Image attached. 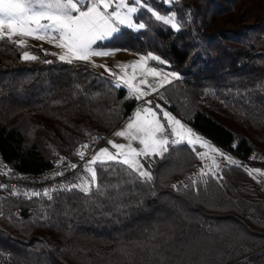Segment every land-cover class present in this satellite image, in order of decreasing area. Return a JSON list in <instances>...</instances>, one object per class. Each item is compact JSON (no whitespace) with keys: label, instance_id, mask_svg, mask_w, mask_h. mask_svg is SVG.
Returning <instances> with one entry per match:
<instances>
[{"label":"trees","instance_id":"1","mask_svg":"<svg viewBox=\"0 0 264 264\" xmlns=\"http://www.w3.org/2000/svg\"><path fill=\"white\" fill-rule=\"evenodd\" d=\"M145 1L172 13L179 29L140 9L144 29L121 28L101 46L160 57L166 63L155 65L179 76L161 103L223 148L238 136L231 151L240 160H264V0ZM25 51L38 59L23 60ZM45 53L0 40V150L15 174L38 177L60 158L75 161L139 102L92 65ZM197 153L182 143L144 159L150 182L98 164L104 195L8 192L0 264H264V184L235 164L201 179Z\"/></svg>","mask_w":264,"mask_h":264},{"label":"snow or ice","instance_id":"2","mask_svg":"<svg viewBox=\"0 0 264 264\" xmlns=\"http://www.w3.org/2000/svg\"><path fill=\"white\" fill-rule=\"evenodd\" d=\"M143 8H147L156 20L163 21L174 29H179L174 15L161 16L148 7L144 0H0V40L7 39L21 47L27 46L26 38L47 41L61 50L60 53H51L58 55L59 60L67 63H72L75 60L88 62L92 57H104L111 54L107 51L96 50L94 45L99 41L111 38L121 30L122 26L137 30L144 29V23L133 22V14ZM16 37L19 39H14ZM21 58L25 61L38 59L27 51L23 52ZM149 59L161 64L166 63L160 57L149 53L148 56H142L130 65L120 66L123 75L113 73L107 68L105 70L109 71L117 81H122L124 86L129 89L130 94L135 95V98L139 100L149 94L144 91L142 86H148L152 91L157 90L149 84L147 77L159 78L160 87H163L165 83H171L169 76L179 79L176 73H162L156 68L147 67ZM45 62L51 63V61ZM100 67L105 66L100 65ZM129 67L132 69L131 74L126 71ZM137 69H139V75L142 78L138 83H134L137 80ZM116 86L120 87V84L117 83ZM148 103L150 104L151 101ZM156 108L158 109L160 106L156 105ZM163 121H166V124L162 122L161 117L152 107L138 109L129 118L125 128L114 133L116 137L124 138L127 143H116L109 140L108 144L116 151L112 152L108 147L100 148L83 165V170L88 175L78 177V183L60 185V190L77 189L85 195H90L95 189L99 195H104L99 184L96 165H104L109 162L126 166V170H130L129 175L135 173L134 179L136 180L150 182L153 179L152 173L145 168L139 158L153 156L163 158L170 146L185 142L188 145L198 143L200 147L207 149L197 155L201 159L205 157L211 159L212 166L215 168H219V165L215 156L211 155L212 153L223 156L230 164L239 166L238 161L187 128L171 113L163 111ZM133 142H137L140 147H133ZM88 148V144H83L75 154L84 160ZM63 160L64 158H61V162ZM67 167L70 170H75L77 165L69 163ZM245 170L253 179H257V176L264 177V170L247 167ZM63 174V172L55 173L56 176ZM207 175L208 172L201 169V179ZM192 183L195 184L196 181L193 180ZM4 187L6 186L0 185V188ZM172 187L176 188L177 186L172 185ZM56 190L45 189L43 195L51 200L50 192ZM11 194L16 195L17 192L13 191ZM24 195L37 197L41 193L31 192L29 194L25 192Z\"/></svg>","mask_w":264,"mask_h":264},{"label":"rangeland","instance_id":"3","mask_svg":"<svg viewBox=\"0 0 264 264\" xmlns=\"http://www.w3.org/2000/svg\"><path fill=\"white\" fill-rule=\"evenodd\" d=\"M166 5H169V4H171V2L173 1V0H162ZM144 2L146 3V1L144 0ZM147 4V3H146ZM147 6L148 7H150L154 12H156V13H158L159 15H161V16H173V14L172 13H159V12H157L156 10H154L149 4H147ZM143 9H146L147 10V8H143ZM147 12H149L148 10H147ZM150 14H151V16L153 17V18H155L153 15H152V13L150 12ZM136 15H137V13H135V14H133V22L134 23H143V21L141 20V19H136ZM252 19H246V20H243V22L244 23H249L250 21H251ZM163 22V21H162ZM168 25V24H167ZM168 26H170V25H168ZM227 26H229V25H227ZM171 27V26H170ZM121 28H127V27H121ZM172 28V27H171ZM128 29H130V28H128ZM174 29V28H173ZM130 30H133V31H137V29H130ZM14 39H19V37H16V38H14ZM26 40H27V46L26 47H24V48H27L28 46H31V47H39L40 49H42L43 51H45L46 53H60L61 52V50L60 49H58V48H56V47H53V46H50V44L47 42V41H40V40H36V39H32V38H26ZM105 41V40H104ZM104 41H99V42H97V44L96 45H94V48L96 49V48H102V49H104V50H108V49H106V48H104V47H102L101 46V43H103ZM27 52H29V51H27ZM30 54H31V52H29ZM32 55V54H31ZM153 55V54H152ZM58 60H59V58H58V55H54ZM148 56V55H147ZM155 56V55H154ZM138 60H139V58H138ZM137 61V60H136ZM73 62H76V63H87V62H85V61H79V60H75V61H73ZM134 61H132V60H128V61H122V60H116V63H117V65H118V67H120V66H123V65H130V64H132ZM159 62L158 61H155V60H151V59H149L148 61H147V67H150V68H153V67H158L157 65H155V64H158ZM161 68H163L164 69V67H161ZM157 69V68H156ZM168 69V68H167ZM158 70V69H157ZM165 71H167V72H169V73H175V72H173V71H170L169 69L168 70H166V69H164ZM130 71H131V73H132V70H131V68H130ZM159 71V70H158ZM130 73V74H131ZM136 73H137V80L136 81H134V83H138V81H139V79H141L142 77L139 75V69H137L136 70ZM147 79H148V81H149V84H151L152 86H154L156 89H160L161 87L159 86V78H153V77H151V76H149V77H147ZM176 80V79H173L172 77H169V80ZM143 87V89H144V91L145 92H147V93H149V94H153V93H155V92H159V90H157V91H152V89L150 88V87H148V86H142ZM148 94V95H149ZM147 96V95H146ZM146 96H144V97H142V98H145ZM162 95L159 93V102L160 103H154V102H152L151 100H145L144 102H142V103H139V105H137V108H135L134 110H133V112L131 113V116H129V117H125L124 118V120L108 135V136H106V138H105V140H104V142H102L100 145H98L94 150H93V152L91 153V155L89 156V158L88 159H90V157L95 153V152H97V151H99V149L100 148H104V147H108L109 148V150L110 151H112V152H115L116 150L115 149H113V148H111V146L108 144V141L109 140H113L114 142H116V143H127V141L124 139V138H120V137H116L115 135H114V133L116 132V131H119V130H123L124 128H125V126H126V124L128 123V121H129V118L130 117H132L133 116V114H134V112H136L138 109H141V108H144V107H152V108H154L156 111H157V113H158V115L161 117V120H162V122H164L165 124H166V121H163V111H167V112H169V113H171V115H173V116H175L177 119H179L180 121H181V123L182 124H184L187 128H190L194 133H196L197 135H199V136H201L202 138H204L205 140H207V141H209L213 146H215L217 149H219L221 152H223V153H225V154H227L228 156H230V157H232L234 160H236V161H238L239 162V165H241V166H243L244 168H257V169H261V170H264V160L263 159H256V158H252L251 160H240L232 151H231V149H233V148H235L236 147V145L239 143V137L238 136H235L234 137V139H233V141H232V143L230 144V148H223V147H221V146H219L218 144H216L213 140H211L210 138H208L207 136H203L199 131H197L196 129H192L185 121H183L182 119H180L179 117H177L176 116V114L175 113H172V112H170L169 110H171L170 108H169V106L168 105H166V104H164V103H161L162 102V97H161ZM148 101H151V103L149 104L148 103ZM156 105H159L160 106V108H156ZM169 109V110H168ZM186 143V142H185ZM187 144V143H186ZM191 147H196L197 148V152L198 153H202V152H205V151H207V149H205V148H202V147H200V145L197 143L196 145H190ZM133 147H140V145L137 143V142H133ZM211 155H214L215 156V159H216V162H217V164L219 165V168H215V167H213L212 166V161H211V159H208L207 157H205V158H203V159H201L200 157H199V167H198V170H197V172L195 173V175H197V176H200V171H201V169H203L205 172H208V174H213L214 173V175L215 174H217V173H219L220 172V170H221V168L224 166V165H227V164H230L226 159H224V157L223 156H220V155H216L215 153H212ZM153 157H155V156H153ZM153 157H140L139 159L141 160V163H143L144 164V159H151V158H153ZM144 166H145V164H144ZM145 168H146V166H145ZM211 168V171H209V169ZM147 169V168H146ZM148 170V169H147ZM82 175L83 176H87L88 174L87 173H85V172H83L82 173ZM81 175V176H82ZM254 175H256V174H254ZM257 181H259V183H262V184H264V177H260V176H257V179H256ZM79 182V180H78V178L74 181V182H72V183H78ZM71 183V184H72ZM70 185V184H69Z\"/></svg>","mask_w":264,"mask_h":264},{"label":"built area","instance_id":"4","mask_svg":"<svg viewBox=\"0 0 264 264\" xmlns=\"http://www.w3.org/2000/svg\"><path fill=\"white\" fill-rule=\"evenodd\" d=\"M145 100H151L155 103H160L159 92L149 94L145 98L139 100V102H137L128 111L125 117L131 116V113L135 108H137V105L144 102ZM86 144L89 145V148L86 150L84 160H81L79 156L75 161H71L70 159L63 157L64 160L61 162L60 158L54 162L53 166L55 170L53 172L46 173L38 177L13 173L0 150V185L6 186L4 188H0V198L5 196L10 191L29 193L44 192L45 189H57L60 187V185L71 184L82 175L84 172L83 165L86 163L93 150L101 143L95 136H92ZM69 163L76 164L77 168L75 170L68 169L67 165ZM56 172H63L64 174L62 176H56Z\"/></svg>","mask_w":264,"mask_h":264},{"label":"crops","instance_id":"5","mask_svg":"<svg viewBox=\"0 0 264 264\" xmlns=\"http://www.w3.org/2000/svg\"><path fill=\"white\" fill-rule=\"evenodd\" d=\"M50 46L55 47L53 44H50ZM96 50H98V51H107V52H109L111 54L108 55V56H104V57H92L91 60L88 61L87 63L90 64V65H92L93 68L96 71H98L99 73L103 74L104 76L109 77L116 85H117V83H119L120 84V87H124L127 90H129V89L126 86H124V84H123L122 81H117L116 78L113 75H111L109 71H106L105 69L107 68V69L111 70V72H113V73H117L119 75H123V73L121 72V67H118V65L116 63V60H119L120 59V60H122L124 62L125 61H128V60L136 61V60H138V58H140L142 56H145L146 57L149 54V52H146V53L142 54V53H138V52L131 51V50H128V49H116V50L108 49V50H104L102 48L101 49L100 48L99 49L96 48ZM100 65H104L105 67H100ZM153 68H157L162 73H169V72L165 71L161 67H153ZM126 71L130 74L131 73L130 67L127 68ZM169 77H171V76H169ZM171 81H173V80L171 79ZM168 84L169 83H165L163 87L167 86ZM163 87H161L160 89L159 88L157 89V90H159V93H160V91H161V89ZM141 99H143V98H141ZM141 99H139V100H141ZM169 111L172 112L171 110H169ZM177 117H179V116H177ZM187 124L191 127V125L189 123H187ZM191 128L192 129H195L193 127H191ZM202 135L205 136L204 134H202Z\"/></svg>","mask_w":264,"mask_h":264}]
</instances>
